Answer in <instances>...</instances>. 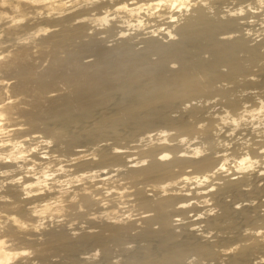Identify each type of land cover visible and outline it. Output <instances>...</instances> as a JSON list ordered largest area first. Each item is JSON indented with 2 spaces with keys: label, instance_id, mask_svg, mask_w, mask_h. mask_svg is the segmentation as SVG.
I'll use <instances>...</instances> for the list:
<instances>
[{
  "label": "bare ground",
  "instance_id": "bare-ground-1",
  "mask_svg": "<svg viewBox=\"0 0 264 264\" xmlns=\"http://www.w3.org/2000/svg\"><path fill=\"white\" fill-rule=\"evenodd\" d=\"M252 18L264 0H0V264H264Z\"/></svg>",
  "mask_w": 264,
  "mask_h": 264
},
{
  "label": "rangeland",
  "instance_id": "rangeland-1",
  "mask_svg": "<svg viewBox=\"0 0 264 264\" xmlns=\"http://www.w3.org/2000/svg\"><path fill=\"white\" fill-rule=\"evenodd\" d=\"M219 8H221V7H219ZM251 20H255V21H257V23L256 22H254L253 24H254V26H256L254 29H256V28H260V27H258V26H260L261 25V23H262V20H257L256 18H252ZM259 21V22H258ZM258 25H256V24ZM263 25H264V23H262ZM13 31H15V30H13ZM6 32V31H5ZM234 34H236V33H234ZM3 36V35H2ZM221 35H219V37H220ZM8 37V36H7ZM113 39L114 38H109L108 39V41H107V43H105V44H107V45H112L113 43H115V42H113ZM111 42V43H110ZM113 42V43H112ZM87 57V56H86ZM154 57V58H153ZM87 58H89V60H91V59H93V57H87ZM86 58V60H88ZM150 59H153V60H155V59H157V55H155V54H153V55H151V58ZM44 61H43V63L41 64V65H39V67L38 68H36L38 71H40V70H42V68H43V65H47V62H46V60L47 59H43ZM41 62H42V60H41ZM260 65L261 66V63H257V64H255V67L254 66H252L253 67V69H252V71H257V72H255L254 74H259V75H261V74H263V71L261 70V68H260V66H258L257 67V65ZM177 65V64H176ZM42 66V67H41ZM45 67V66H44ZM222 69H226V68H222ZM260 69V70H259ZM261 71V72H260ZM254 78H255V81H258V77H256V76H254ZM13 81H14V79H12ZM13 81H10V82H13ZM239 90H246V89H239ZM256 90H259V91H262L263 89H262V86L260 85V86H258L257 87V89ZM239 94V93H238ZM258 110H256L255 112H257ZM98 116V114L97 113H94V116L93 117H97L96 115ZM20 120V119H19ZM21 121V120H20ZM3 122H5V121H2V123ZM83 124V123H82ZM81 123L79 124H74V125H71V126H69L68 128L69 129H67L68 131H70V132H72V131H75V130H77V129H79V128H82V127H84L85 126V124H83L82 125ZM56 126V125H55ZM72 126H74L73 127V129H72ZM82 126V127H81ZM25 128H27V126H24ZM77 129H76V128ZM256 127H258V124H255V120L253 119V118H250L249 119V121H248V125H247V128L248 129H255ZM260 127V126H259ZM66 130V131H67ZM72 130V131H71ZM123 131H125V128L124 129H122ZM121 134V133H120ZM255 133H253V135H254ZM124 138H126V139H124ZM124 138L121 140V139H117V140H115V139H111V138H109L108 137V142H114V143H118V144H124V143H127L128 142V140L129 139H131V138H129V137H125L124 136ZM129 138V139H128ZM111 139V140H110ZM98 140H99V138H98ZM97 140V141H98ZM129 144V143H128ZM64 144H61V146H63ZM87 147L89 146V147H93V148H96V146L95 145H93V144H89V143H87V144H85ZM92 145V146H91ZM252 198V199H251ZM250 199L251 200H253L254 199V196L253 197H251ZM78 221H81V220H76L75 222H78ZM251 225H254V224H252L251 223ZM250 225L248 224L246 227H249ZM245 227V228H246ZM3 239H8V238H3ZM125 239H126V241H125ZM128 242V243H127ZM123 243V241L121 242V244H119L118 245V247H115L114 245V243H112V242H110L109 243V245L110 246H114V249L115 250H117V251H115V254H119V257H126L127 255V253H128V251H122V247H126V248H128V246L129 247H133V245L135 246L137 243H139L140 245H144L145 244V242L144 241H139L138 239H133V238H130V237H125L124 238V243ZM126 243V244H125ZM113 244V245H112ZM8 245L9 246H11L12 244L11 243H8ZM122 245H124V246H122ZM122 246V247H121ZM16 247H25V246H16ZM121 247V248H120ZM63 253L64 252H60V253H58V254H56L55 256H54V261H56V262H58V264H67V261H68V259L66 258V257H64V255H63ZM65 254V253H64ZM18 262H21V263H23V264H47V262L45 261V259H36V256L33 254V252H32V249L31 248H28V255L27 256H18V257H14L12 260H11V263L10 264H17Z\"/></svg>",
  "mask_w": 264,
  "mask_h": 264
}]
</instances>
